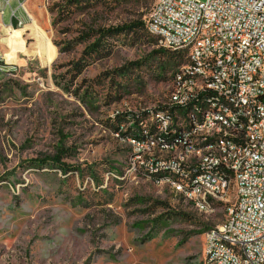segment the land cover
<instances>
[{"label":"rangeland","instance_id":"obj_1","mask_svg":"<svg viewBox=\"0 0 264 264\" xmlns=\"http://www.w3.org/2000/svg\"><path fill=\"white\" fill-rule=\"evenodd\" d=\"M155 1L35 0V25L26 5L12 27L10 8L0 16V264H204L225 203L201 212L128 171L123 133L182 66L145 29Z\"/></svg>","mask_w":264,"mask_h":264},{"label":"built area","instance_id":"obj_2","mask_svg":"<svg viewBox=\"0 0 264 264\" xmlns=\"http://www.w3.org/2000/svg\"><path fill=\"white\" fill-rule=\"evenodd\" d=\"M24 2L19 3V8L23 10ZM8 8L12 27L13 20L19 24V20L23 19L12 4L0 0V12L5 15ZM145 22L150 23L155 31L168 34V41L159 42L161 46L173 50L174 44L187 45L191 56L207 59V66H201L198 72L204 73V76H218V83L204 84L203 91L223 90L240 96L243 111L234 114L244 113V104H251L249 132H242V124L233 123V120L224 123L223 133L233 136V144L214 147L226 149V156L204 160V164L190 162L180 165L179 162L178 168L184 177L187 169L195 165H221L231 170V154L236 149V142L247 145L245 167L231 170L240 176V183H235L234 200L225 201V206H231V214H226L224 222L215 226L219 228V239L208 241L203 255L207 259L209 250H221V257L211 260V264H234L231 255H225L218 247V240L230 239L243 245L245 253H251V263L245 264H264V142L263 138H257L259 120H264V0H156ZM223 51H231V58H223ZM5 69V65L0 66V72H6ZM188 82L192 81L187 79ZM173 87L174 83H171ZM203 91L184 97L182 102H171L167 97L160 106L172 104L174 118L182 116L183 112H174V104L186 103L188 98H195V102L203 100ZM200 116V124L209 125L211 117H217V114ZM135 127L142 131L148 127L144 121H138V114L135 115ZM155 128L166 129L160 120ZM232 128H240V135H232ZM201 148L207 146L195 143L194 150ZM159 150L158 145L157 149H150L147 140L136 144V151L131 153L135 154V162L130 165V172L137 174L138 156H145L147 162V154ZM148 168L164 170L161 162H155L154 167ZM188 179H194V189L196 184H203V189H209L212 197L214 192L222 191L219 174H203ZM197 198L201 207H205L202 206V194H197ZM205 237L208 234L205 233Z\"/></svg>","mask_w":264,"mask_h":264},{"label":"bare ground","instance_id":"obj_3","mask_svg":"<svg viewBox=\"0 0 264 264\" xmlns=\"http://www.w3.org/2000/svg\"><path fill=\"white\" fill-rule=\"evenodd\" d=\"M34 1L27 0L26 2L30 4L31 9H33ZM0 16L3 17L4 12H1ZM31 19L34 17L31 16ZM145 26L148 33L157 38L159 42L168 41L166 32L155 31L148 22ZM167 49L171 50V48ZM173 50H185L187 61L173 76L174 87L171 88L168 95L171 102H182L184 97H190L191 94H201L204 84L218 83V76H204V73L198 72L201 71V66H207V59L191 56L187 45L174 44ZM223 58H231V51H223ZM186 77L192 82L187 83ZM240 111H243L240 96L234 95V93H226L223 90H207L203 91V100L195 102V98H188L186 103L174 104V112H183L182 116L174 118L172 104L159 105L153 109V112L139 113L138 121H144L148 127L142 131L132 125L130 127L131 133L125 136L126 140L130 142L133 151H136V144H142L144 140L150 142V149H157L158 145L160 150L157 153L149 152L147 162L145 156H138L137 175L154 179L157 182L163 179L162 182L169 185L174 193L176 192V195L181 196L201 212H211L218 200L223 201V203L229 201L231 194L233 196L235 194V183H240L239 174L233 173L231 170H239L245 167L247 145L244 142H236V149L231 154V170L229 167L221 165H195L194 168L187 169L186 177H184V173L178 168V163L180 162V165H188L190 162L204 164V160L222 159L226 156V149L214 147L233 144V136L223 133L226 120L241 123L242 132H249L251 128V104H244V113L234 114V112ZM214 114H217V117H211L209 125L200 124V115ZM132 120L130 119L131 123ZM159 120L165 126V130L155 128V124H158ZM232 135H240V128H232ZM181 137L183 138L181 139ZM257 138H263L264 142V120H259ZM195 143L205 144L207 148L194 150ZM181 153H183L182 156ZM134 162L135 154H132L130 165H134ZM155 162H161V167H164V170L148 168L154 167ZM128 171L130 172V166ZM203 174H219L222 178V191L214 192L212 197L209 189H203V184H196V189H194V179L188 178L201 177ZM185 189H189V191L186 192ZM197 194H202V206L205 207H201ZM226 209L227 214H231V206H226ZM206 234L208 237H205L204 245H208V241L219 239V228L214 227ZM218 247L223 249L225 255H231L234 264L251 263V253H245V247L236 244L233 240H218ZM220 257L221 250H209L207 259H204V264H211V260Z\"/></svg>","mask_w":264,"mask_h":264},{"label":"crops","instance_id":"obj_4","mask_svg":"<svg viewBox=\"0 0 264 264\" xmlns=\"http://www.w3.org/2000/svg\"><path fill=\"white\" fill-rule=\"evenodd\" d=\"M19 1V3L20 2H24V5H26V7L27 8H29L30 10H31V16H33V12H34V10L33 9H31V7H30V4H28V3H26L27 2V0H18ZM5 3L6 4H10V0H5ZM12 8H14V9H16L17 10V14H18V16L19 17H23L24 19H26V11L25 10H23V9H21V8H19V5H16V6H14L13 7V5H12ZM0 14H1V12H0ZM3 20H6L5 18H4V16H3ZM7 21H9L10 22V19H8ZM32 23H33V25H35V23H34V19H31L30 20ZM30 22V26H32L33 27V29L35 30V32L37 31V29L32 25V23ZM28 29H30L31 30V28H28ZM18 30L21 32V34H22V38H23V41L25 40V37H24V33H23V31H24V29H23V27H21V29L20 28H18ZM37 33H38V31H37ZM8 39H6V43H7V45L10 47L11 46V48H12V45H11V40H10V38H9V41H7ZM22 47V48H21ZM18 48H20L21 50H19V52H17V56H18V58H19V60H20V55L22 54V52H23V54H25L24 53V51H25V48H24V46H22V45H19L18 46ZM45 48H46V54H47V46H46V42H45ZM3 53H5V58H7V60L8 61H11V62H17L18 60H16L13 56H12V53H11V49L10 50H8V51H5V52H3Z\"/></svg>","mask_w":264,"mask_h":264},{"label":"trees","instance_id":"obj_5","mask_svg":"<svg viewBox=\"0 0 264 264\" xmlns=\"http://www.w3.org/2000/svg\"><path fill=\"white\" fill-rule=\"evenodd\" d=\"M143 25V22L142 21H137V22H135V23H133V24H131L130 26H128V27H126V30H130V31H134L135 30V28L136 27H140V26H142ZM125 29V28H124ZM145 29H146V27H145ZM112 31H113V29H111ZM111 30H109V32H111ZM116 31H119V30H116ZM147 31V30H146ZM148 32V31H147ZM98 49V45H96L95 46V48H94V50H97ZM164 51V50H163ZM170 57L172 58V57H178V58H180L181 59V61L178 63V65H184L185 63H186V61H187V52L185 51V50H177V51H174V50H170ZM184 60H185V63H184ZM4 64H2V66H3ZM179 70V69H178ZM177 70V71H178ZM176 71V72H177ZM0 73H2V72H0ZM3 73H5V72H3ZM2 73V74H3ZM175 75V74H174ZM127 122H128V120H127ZM134 128H137V127H135V122H134V126H133ZM118 129V128H117ZM137 129H139V128H137ZM130 131L129 132H125V133H123V135L124 136H127L128 134H130L131 133V129H129ZM181 197V196H180Z\"/></svg>","mask_w":264,"mask_h":264}]
</instances>
